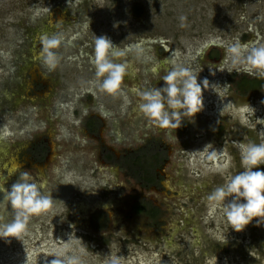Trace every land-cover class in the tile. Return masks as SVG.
Wrapping results in <instances>:
<instances>
[{"label": "rangeland", "instance_id": "374dc122", "mask_svg": "<svg viewBox=\"0 0 264 264\" xmlns=\"http://www.w3.org/2000/svg\"><path fill=\"white\" fill-rule=\"evenodd\" d=\"M56 5L67 13L68 20L61 24L44 18L46 8ZM37 33L61 38L59 46L50 49L57 58L55 67L45 62L44 44L42 49L37 48V57L32 54L35 43L28 47V40ZM102 35L114 45L109 58L125 64V75L132 78L128 83L122 80L114 95L96 85L100 80L89 60L94 54L95 37ZM237 39L242 44L251 41L252 46H264V0H0V157L45 132L52 148V162L41 167L21 166L9 174L0 165V173L5 175L0 177V188L10 189L20 173L27 171L53 199L49 209L30 216L24 234L0 238V264H48L61 252L77 256L81 264H110L112 257H119L120 264H264V219L259 224L254 219L237 233L226 221L222 206L208 199L217 186L243 171L239 143H264V123L259 124L264 120V92L241 97L240 78L229 73L233 68L240 74L241 68H251L243 58L233 63V54L227 49ZM158 40L175 53L164 64H158L163 57L155 43ZM207 44L218 45L225 53L222 68L214 65L211 73L201 54ZM242 51L246 57L248 52ZM29 60L38 64L40 71L58 77L55 88L33 102L20 94L26 85L24 71ZM169 65L190 68L197 74L198 83L205 78L209 81V86L202 88V110L190 119L182 117L184 125L176 130L156 127L138 108L141 88L150 86V78L166 76L173 69ZM86 79L95 84L89 90L96 104L111 111L115 122L119 142L109 141L103 133L108 145L122 152L141 146L147 138L162 137L167 149L163 170L170 192L143 191L162 209L155 213L154 221L135 217L129 210L135 193L142 190L127 169L118 171L115 165L108 166L110 180L118 190L111 203L112 212L108 215L89 210L93 202L88 198L99 203L96 193H102L99 183L107 174L102 168L100 174H92V165L87 164L88 156H97L98 149L79 124L83 107L88 109L85 113L91 110L89 103L82 105L86 99L77 98L81 88L88 86ZM226 80L235 94L221 92ZM123 86H129L131 93ZM227 96L240 100L238 127L226 112L230 104ZM60 116L68 121L65 128ZM215 121H220L214 129L221 135L213 133ZM76 140H84L90 147L82 148ZM213 150L219 153L215 161L209 158ZM148 151L152 154L151 149ZM145 152L142 156L149 162L151 154ZM257 170L264 171V165L253 169ZM77 200L82 202L83 213L79 215L78 209V215L74 212L71 219V204ZM7 218L12 216L8 214ZM161 224L165 225L163 229L158 227ZM71 226L89 232L96 229L99 233L93 234L100 238V249L88 250L86 242L91 237H78ZM134 226L140 227L142 238L155 242L153 248L135 239L131 240L134 245L130 240L121 242L120 236L130 238L131 232L136 233ZM175 229L178 231L172 239L168 237L169 243L163 239L157 243L161 234L169 236ZM213 240H223L224 246L213 245Z\"/></svg>", "mask_w": 264, "mask_h": 264}, {"label": "clouds", "instance_id": "9594fccd", "mask_svg": "<svg viewBox=\"0 0 264 264\" xmlns=\"http://www.w3.org/2000/svg\"><path fill=\"white\" fill-rule=\"evenodd\" d=\"M42 43L46 52L45 62L55 67L57 58L50 49L58 47L61 38L55 34L45 36ZM113 48L114 45L107 37H95L94 54L89 57L90 63L95 67L96 77L100 80L99 89L112 95L119 91L126 70L125 64L114 63L109 58ZM227 50L233 54V63H236L238 58H243L244 62L251 66L246 69L249 75L264 76V46H252L251 41L242 44L237 39ZM242 50L248 52L246 57L243 56ZM252 68L259 71L253 73ZM209 70L211 73V65ZM163 82V87L140 93L142 102L138 108L156 127L176 130L181 126L182 117L187 116L190 119L202 110V88L209 86V81L205 78L198 83L197 74H193L190 68L178 66L163 77ZM260 121L264 123V120ZM239 147L240 166L243 171L232 176L226 184L217 186L208 197L210 201L222 206L226 221L237 233L243 231L254 219L258 224L264 219V171H253L264 165V143L250 141L247 144L239 143ZM216 155L217 151L213 150L209 153V158ZM0 193V206L3 208L0 212V238L24 234L30 216L49 209L53 204L51 194L33 182L27 171L20 173L10 189L0 188ZM9 209L12 210L11 213ZM8 214L12 216L10 220L7 218ZM48 264H81V261L77 256L61 252L54 254ZM110 264H120V258L112 257Z\"/></svg>", "mask_w": 264, "mask_h": 264}, {"label": "flooded vegetation", "instance_id": "af4514ba", "mask_svg": "<svg viewBox=\"0 0 264 264\" xmlns=\"http://www.w3.org/2000/svg\"><path fill=\"white\" fill-rule=\"evenodd\" d=\"M45 15L46 17L44 18L47 19L49 23L52 22V23L61 24L63 23V21L68 20L67 13L63 12V10H61V8L58 5L47 7L45 10ZM26 35L27 34H24V36ZM42 38H43L42 35L37 33L32 35V39H31L32 41L30 39L28 40L30 42L29 44H31L32 42L35 43L36 51L32 52V54L35 55V57L40 56V52H38L39 50L37 48L38 47L39 49L43 48ZM155 43L157 44V48L160 50L159 53L160 57L163 56L162 58H159L160 60H158L159 61L158 64L167 63L166 60L170 61L169 59L170 57L174 58L175 54L169 48L166 49L165 46L166 44L162 45L161 44L162 42L160 40L156 41ZM30 46H32V44L28 45V47ZM222 49L224 48H221L220 46L214 44L205 45L204 49L201 52L204 59L203 63H207L208 65L211 66L216 65V67L218 66L221 67V63L223 61V56H224V51ZM29 50L30 48L28 49V51ZM169 66L171 69L174 67V65H169ZM238 71H239L238 68H233L229 73L231 77L236 76L240 78L238 80V87H239L238 91L240 92L239 95H241V97H248L245 95L246 93L256 94L259 92H264V76L261 77L256 74L249 75L248 72H246V68L240 69L241 74L238 73ZM258 71H259L258 69H252L253 73H257ZM50 73L51 72H48L47 74L46 72L44 73L40 71L38 64L34 62H30L28 68L25 69L24 71L26 77V85H24V88L20 90V94L22 93L21 95L24 96L26 99H29L31 102H33L35 99L43 98L44 96L49 94L52 91V89L55 88L58 81L57 74L55 73L54 75ZM163 77L164 74L150 78L149 80V82L151 83L150 86L142 87L141 91L143 89L144 90L142 92L151 90L153 88L163 87L164 86ZM91 79H86L88 86L84 89L81 88L82 89L81 93L79 96H77V98L79 99H84V100L86 99L82 105L84 106L87 103H89L91 109L89 111H86L85 113L84 112L85 108L83 107V109L81 110L82 115H80L81 118L79 124L82 130L89 136L88 138L95 140L96 141L95 144H97L98 150L95 152L97 156L91 155L93 151L90 153L91 156H88L90 158V161H88L87 164L92 165V169H93L92 174H98L99 172H101V168H102L103 171L104 170L106 171L107 175L104 176V178H102L103 179L102 182L99 181L101 182L99 183L100 186L99 188L100 190H102V193L100 194L96 193L97 195L96 199L100 200L99 203H97V201L95 200V202H93V205L89 206V210H91L92 213L95 211L97 212L100 211L108 215L112 212L113 206H111V203L115 200L114 195L118 190L115 188V186L112 184L110 180L112 173L110 172L111 168L108 166L115 165L118 171H120V169H122V171L124 169H127V171L129 172V176L134 178L136 185L142 190L141 193L140 192L135 193V196L132 198L133 202L132 205H130L129 210L134 212L135 217L141 216L153 220L156 216L155 213L160 212L162 209L161 207L158 206V204H155V201L152 197L144 196L143 191H148L153 189L155 191H159V194L161 193L164 194V192L167 193L170 192L168 186V180L166 179V175L163 170L164 163L167 161V149L163 146V141L161 139L162 137L147 138L141 146H138L135 149H130V150L124 149L122 150V152H120L119 150H115L110 144L108 145V143L102 137L103 133H106L108 135L109 141L110 140L113 141L115 139L116 142H119L118 133L117 130L115 129V122L112 119V115L110 114L111 111L106 110L104 107H100L99 105L96 104L95 102L96 97L94 96L92 91L89 90L90 89L89 87L95 85L92 84L93 81H91ZM123 81H126L125 83H128L132 81V78L130 77V75H125ZM97 84L99 85V83H96V85ZM223 86H224L223 89H225L227 91L226 93H228L227 95H229L232 92H233L232 94H235L234 90L231 91L230 88L232 87V84L228 80L224 82ZM127 87L123 86L125 92H129V86ZM219 87L221 88V86ZM12 94L10 95L12 96ZM20 94H18V96ZM85 110L88 109L86 108ZM60 119L63 125L62 127L65 128L64 124L68 123L66 117L63 118L60 116ZM107 119H109V124H107ZM73 125L75 126L74 123ZM218 125H220V121H215L213 124V131H214L213 133L215 135H221V133L219 134L214 129ZM109 135H111L113 138H110ZM48 137H49L48 134H46L45 132V134H42L40 136H35L32 140L27 141V143L25 144L15 146V149L14 151H12L11 154L6 155V157L3 158L0 157L1 160L0 165H4V167L6 166V168L4 169L7 173H8L7 170H9V167H11L12 165H17V168H20L21 166L41 167L42 165H47L48 163L52 162V148L50 142L48 141ZM83 141L78 142L76 140V143H78L82 148L90 147L88 146L87 142L85 141L83 142ZM145 149L152 150V154L150 153V151L147 152L146 150L147 154L149 155L151 154L149 162L147 160L144 161V158L142 156V154L145 152ZM73 156H75V154ZM77 158H79V156H77ZM66 163L68 162L66 161ZM103 167H108V168L104 169ZM15 172H13V174ZM104 193L107 194L105 195ZM79 201L80 200H77L75 203L71 204L73 207V210H71L69 213V217L71 219H74L75 215H78L77 210L80 209V204L82 203L81 201L80 202ZM84 201H86V197L84 198ZM90 203L92 204V202ZM79 211H81L79 212V215H81L83 211L81 209ZM159 221L160 223H162L164 220L161 219ZM163 226L165 225L161 224L158 227L162 228ZM134 227L137 234L135 232H131V234H129L130 238H128L127 236L124 237L120 236L121 242L126 243V241L129 240L131 241L135 239L140 243L150 245L149 244L150 241L144 239V237L142 238V236H140L141 234L138 233V232L140 233L142 232V230H140V227L139 226H134ZM70 228H73L74 233L79 235L78 237H84V238L91 237V239H89V241L86 242L88 250L91 249L92 252H95L98 249H100L99 242L97 241V239L100 238L94 235L99 233L97 232L96 229L93 228L91 229L92 232H89V231H83L81 229L79 230L78 228H75L73 226H71ZM172 233L173 231L169 233V236H165V234H161V237L157 238L156 241L158 242L166 238L165 239L166 242L169 243V241L167 240H169L168 237L172 239L171 238ZM129 244L134 245L136 243L131 241L129 242Z\"/></svg>", "mask_w": 264, "mask_h": 264}, {"label": "bare ground", "instance_id": "6f19581e", "mask_svg": "<svg viewBox=\"0 0 264 264\" xmlns=\"http://www.w3.org/2000/svg\"><path fill=\"white\" fill-rule=\"evenodd\" d=\"M47 12V11H46ZM22 43H23V41H22ZM175 54V53H174ZM225 54V53H224ZM225 56V55H224ZM170 59V61L172 60V58L170 57L169 58ZM224 63H225V59H223V61H222V63H221V67L220 68H222V66L224 65ZM220 71V70H219ZM221 90V92H224L223 94H228V93H226L227 91L225 90V89H220ZM227 99V102L228 103H230V104H228L227 105V111L226 112H228L227 114L229 115V116H231L233 119V124L236 126V127H238V126H240V105H241V103H240V100H235V99H233V98H231V97H226ZM206 104H208L207 102L205 103V105ZM259 124H261V121H259ZM210 125H212V124H210ZM236 134H237V132H236ZM219 153H217V155L213 158V159H211V160H213V161H215L216 159H217V157L219 156L218 155ZM224 156V155H223ZM221 157H222V155H221ZM4 168H6V166L4 167ZM17 169V165H12L11 167H9V170H7L8 172H9V174L10 173H13V172H15V170ZM5 175L3 174V173H0V177L1 178H3ZM90 198L91 197H89L88 199H89V202H94V201H91L90 200ZM79 212H81V211H79ZM214 212V211H213ZM224 215V214H223ZM28 223H27V225H26V228H29L28 227ZM176 231H178L177 229H175V231L172 233V235H171V238L172 237H174L175 235H176ZM199 235L201 236V233H199ZM204 236V235H203ZM207 236H209V235H207ZM210 237V236H209ZM166 239V238H165ZM165 239H163V242L165 241ZM159 242V241H158ZM157 242V243H158ZM213 242V245H221V246H224V241L222 240V241H218V240H213L212 241ZM149 244L151 245V248H153L154 247V242L153 243H150L149 242ZM112 253V252H111ZM167 253H169V252H167ZM112 254H114V253H112ZM166 254V253H165Z\"/></svg>", "mask_w": 264, "mask_h": 264}]
</instances>
